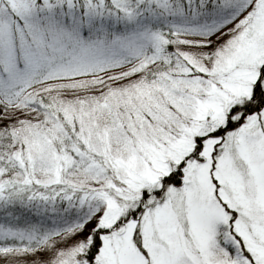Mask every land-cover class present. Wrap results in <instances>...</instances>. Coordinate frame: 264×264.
<instances>
[{
  "label": "snow or ice",
  "instance_id": "obj_1",
  "mask_svg": "<svg viewBox=\"0 0 264 264\" xmlns=\"http://www.w3.org/2000/svg\"><path fill=\"white\" fill-rule=\"evenodd\" d=\"M0 264H264V0H0Z\"/></svg>",
  "mask_w": 264,
  "mask_h": 264
}]
</instances>
